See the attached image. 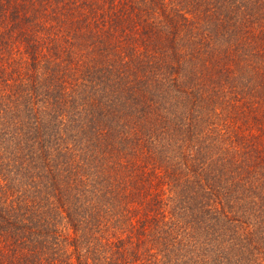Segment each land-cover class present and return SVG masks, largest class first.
Wrapping results in <instances>:
<instances>
[{"label":"trees","instance_id":"1","mask_svg":"<svg viewBox=\"0 0 264 264\" xmlns=\"http://www.w3.org/2000/svg\"><path fill=\"white\" fill-rule=\"evenodd\" d=\"M0 264H264V0H0Z\"/></svg>","mask_w":264,"mask_h":264}]
</instances>
